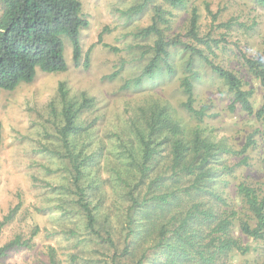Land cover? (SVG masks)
I'll return each instance as SVG.
<instances>
[{
    "label": "trees",
    "instance_id": "trees-1",
    "mask_svg": "<svg viewBox=\"0 0 264 264\" xmlns=\"http://www.w3.org/2000/svg\"><path fill=\"white\" fill-rule=\"evenodd\" d=\"M161 1L166 7L154 0H141L133 8L137 15L152 6L150 22L135 31L138 58L146 60L135 84L162 69L173 73L171 50L181 48L189 53L180 80L185 95L181 106L197 122L181 123L170 113L171 105L149 106L146 115L132 117L123 132L117 131L112 137V155L115 158L117 155L118 162L110 159L111 175L97 180L91 175L90 166H100L101 160L109 158L101 155L99 143L96 151H90L92 123H80L83 110L90 108L93 101L83 95L69 97L65 85L59 84L60 122L43 127L45 134H51L49 137L56 136L57 146L55 151L48 148L50 144L41 143L38 148L39 152L42 149L56 155L65 180L58 185L45 180V186L61 190L62 195H73L68 203L53 207L70 218V227L62 232L64 235L54 236L76 240L73 245L81 253L79 257L78 253H71L69 264H233L234 256L250 251L241 236L260 241L264 248V178L239 180L235 184L239 210L213 186L217 178L232 177L236 165H248V150L254 148L257 139L253 133L247 134L244 143L236 147L228 145L224 137L208 135L210 131L200 123L206 108L198 109L194 104V82L199 77L193 62L197 59L210 67L232 97L230 109L238 105L253 115L263 126L264 135V44L257 56L242 55L246 73L241 76L210 58L219 41L199 36L195 7L191 9L186 36L205 49L183 41L177 34L168 35L172 15L169 8H182L187 0ZM256 1L264 6V0ZM0 3V89L13 90L23 82H30L38 70L65 71V39L71 44L73 62L78 63L79 33L88 25L80 0H0ZM206 10L215 21L216 14L207 5ZM139 41L148 43L139 45ZM87 61L85 57V65ZM246 76L262 90L260 105L255 103V88ZM225 156L240 159L227 166ZM45 170L48 174L52 172L49 166ZM103 182H110L115 191L121 190L124 199L115 202L111 213L103 209L104 199L97 195L101 190L99 183ZM20 204L3 215L0 226L14 220ZM233 226L242 235H233ZM44 229L46 235L56 232ZM39 231L36 224L31 225L28 235L16 233L0 245V259L12 249L31 247ZM46 255V264H61L52 245L47 247Z\"/></svg>",
    "mask_w": 264,
    "mask_h": 264
},
{
    "label": "rangeland",
    "instance_id": "rangeland-1",
    "mask_svg": "<svg viewBox=\"0 0 264 264\" xmlns=\"http://www.w3.org/2000/svg\"><path fill=\"white\" fill-rule=\"evenodd\" d=\"M139 1L80 0L88 25L79 33L81 56L78 63L73 62L71 44L65 39V71L38 70L32 81L23 82L13 90L0 89V220L11 208L21 203L14 220L0 226V245L16 233L28 235L31 225L37 224L40 228L31 247L10 250L0 259V264H46L49 245L55 248L61 264H69L71 253H78L77 257L81 254L73 245L76 240L54 236L70 227V218L65 213L62 215L60 210L54 211L53 207L68 203L73 195H62L61 190L45 186V180L56 185L65 180H62L56 155L42 149L39 152L38 148L42 143L44 146L50 144L48 148L52 151L56 149V136L49 137L51 134H45L43 127H51L48 123L60 122V83L68 89L69 97L83 95L93 101L90 108L83 110L80 123H92L90 151H96L99 147L101 155L109 158V161L106 158L101 160L100 166H90L91 175L97 180L111 175L110 159L118 162L117 155L116 158L112 155V137L117 131L126 128L132 117L141 113L146 115L149 106L168 104V107H172L170 113L181 123L193 125L197 122L181 106L185 95L180 80L184 76V64L189 58V53L181 48L171 50V63L175 67L173 73H166L162 69L153 77L144 78L140 84H135V77L146 63L145 59L138 58L140 50L135 47V31L146 26L151 15V5L149 9L135 15L133 8ZM154 3L166 7L161 0H154ZM206 5L216 14L215 21L208 15ZM193 7L198 13L199 36L219 41L210 58L223 68L244 76L246 69L243 67L242 55L255 57L264 44V6L256 0H187L182 8H169L172 15L166 33L172 36L177 34L183 41L193 42L205 49L186 36ZM1 12L0 3V15ZM225 23L229 25L225 26ZM139 43L144 45L148 42ZM85 57L88 58L86 65ZM193 62L199 77L194 82V104L198 109L206 108V115L200 123H204L210 131H207L208 135L224 137L228 145L236 147L244 143L247 134L253 133L257 139L254 148L248 150L247 166L236 165L232 177L224 175L213 182L215 191L239 210L241 204L235 194V184L239 180L258 181L264 178L263 126L238 105L230 109L232 97L223 81L203 61L195 59ZM245 79L255 88V103L260 105V86L255 80L251 81L249 76ZM239 159L225 156L223 161L230 166ZM45 166L52 169L50 174L45 172ZM99 185L101 190L97 195L104 199L103 209H109L111 213L115 202L124 200L121 190H113L110 182ZM45 227L56 232L46 235ZM231 233L242 235L236 226L232 227ZM240 239L249 245L250 251L245 255L234 256L232 263L264 264L263 244L245 236Z\"/></svg>",
    "mask_w": 264,
    "mask_h": 264
}]
</instances>
